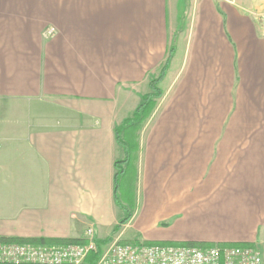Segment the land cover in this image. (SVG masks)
<instances>
[{
	"label": "crops",
	"instance_id": "0c3cea01",
	"mask_svg": "<svg viewBox=\"0 0 264 264\" xmlns=\"http://www.w3.org/2000/svg\"><path fill=\"white\" fill-rule=\"evenodd\" d=\"M168 58L155 114L119 137ZM126 208L132 243L264 264V0H0V237L102 242Z\"/></svg>",
	"mask_w": 264,
	"mask_h": 264
},
{
	"label": "built area",
	"instance_id": "2783aa9c",
	"mask_svg": "<svg viewBox=\"0 0 264 264\" xmlns=\"http://www.w3.org/2000/svg\"><path fill=\"white\" fill-rule=\"evenodd\" d=\"M54 28H48L52 34ZM81 242L46 243L0 240V264H84L100 250L95 264H263V255L254 245L121 242L99 245L93 227Z\"/></svg>",
	"mask_w": 264,
	"mask_h": 264
},
{
	"label": "trees",
	"instance_id": "16d2710c",
	"mask_svg": "<svg viewBox=\"0 0 264 264\" xmlns=\"http://www.w3.org/2000/svg\"><path fill=\"white\" fill-rule=\"evenodd\" d=\"M174 47L172 46V49L170 51V56L171 58L172 53H173ZM164 65L162 68V71L157 77H152L150 80V88L151 91L145 95H142L141 97V103L137 107L134 115L132 118L127 119L124 121V123L118 128V136L120 137L122 130L126 128L127 126H137V127H142V125L145 123L147 119L152 115L154 109L156 108L158 104V100L163 97L164 91L161 88L160 84L166 74L167 68H168V62ZM119 141L121 145L124 146L126 149V157L122 160L116 161L115 166H116V199L119 203V198H118V190H119V185H120V179L121 177L126 173L125 169V164H128L132 157V149L130 147V144H127L126 142L122 141V139L119 138ZM125 217L119 222V224L114 228V232H116L120 226L126 222H128L132 216V214L127 210ZM0 240H5V241H33V242H46V243H73V242H81V238H69V239H45V238H38V239H20V238H6V237H0ZM102 242H99L98 244L101 245ZM100 254V250L96 252H92L88 258L86 259L84 264H95L96 260L98 259Z\"/></svg>",
	"mask_w": 264,
	"mask_h": 264
},
{
	"label": "rangeland",
	"instance_id": "374dc122",
	"mask_svg": "<svg viewBox=\"0 0 264 264\" xmlns=\"http://www.w3.org/2000/svg\"><path fill=\"white\" fill-rule=\"evenodd\" d=\"M49 28H54V32L52 33V34H54V33H56L57 32V30H56V28L55 27H49ZM47 32V31H46ZM49 34V33H48ZM51 34V35H52ZM159 101H160V99L158 100V104H157V106H156V108L154 109V111H153V113H152V115L149 117V119L150 118H152L153 117V115L155 114V112H156V110L158 109V105H159ZM149 119H147L146 121H145V123L142 125V127L143 126H145L146 125V123L148 122V120ZM130 147H131V149H133L134 148V146H132L131 144H130ZM133 188V187H132ZM119 195H118V198H119V201H123L124 200V197H123V195L121 194V188L119 189ZM131 197H133V195H132V190L130 189V194H129ZM134 198V197H133ZM130 210L133 208V205H131V206H129L128 207ZM127 209V208H126ZM129 209H127L131 214L133 213V211H130ZM127 223V222H126ZM126 223H124V224H122L121 226H120V228L116 231V232H114L113 233V235L110 237V238H108V239H105V240H103L102 241V243L101 244H104V243H106V242H109V241H114V240H116V239H119V241H121V242H130V240H128V239H124L125 237L124 236H126V232L124 233V236H122L121 238H120V233L125 229V224ZM141 242H143L142 240H141ZM99 243V242H98ZM130 243H132V242H130Z\"/></svg>",
	"mask_w": 264,
	"mask_h": 264
}]
</instances>
